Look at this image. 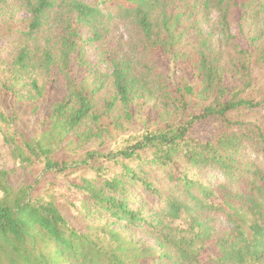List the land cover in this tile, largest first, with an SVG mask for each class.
Listing matches in <instances>:
<instances>
[{"label": "trees", "instance_id": "obj_1", "mask_svg": "<svg viewBox=\"0 0 264 264\" xmlns=\"http://www.w3.org/2000/svg\"><path fill=\"white\" fill-rule=\"evenodd\" d=\"M213 17L217 38L204 28ZM117 22L137 30L134 54ZM7 37L17 40L0 60V128L13 160L41 165L43 178L102 176L70 185L87 198L79 227L53 195L37 196L42 182L16 189L0 169V264H264V121L237 118L264 110V0H0ZM90 44L108 73L88 69ZM160 60L196 84L170 83ZM190 100L200 113L172 122ZM21 109L43 114L37 138L20 133ZM150 115L164 125L147 128ZM209 120L216 136H191ZM139 122L117 150L55 159L66 141L104 145Z\"/></svg>", "mask_w": 264, "mask_h": 264}, {"label": "rangeland", "instance_id": "obj_2", "mask_svg": "<svg viewBox=\"0 0 264 264\" xmlns=\"http://www.w3.org/2000/svg\"><path fill=\"white\" fill-rule=\"evenodd\" d=\"M19 18H26L25 12L20 11L17 15ZM214 17L209 24L204 26L205 31L209 32L213 35V37L218 36L216 31L213 28L214 25ZM116 28V36L123 39V45H125V52L129 54H134L132 49L136 50V42H137V30L131 25L129 22H117ZM252 29H256L255 27H251ZM17 37V36H15ZM15 37H7L0 41V60L8 63L11 61L14 46L16 43ZM132 48V49H130ZM140 52V51H139ZM138 52V54H140ZM140 56V55H139ZM85 58L88 64V69H92L93 72H104L108 73V66L104 64L101 60V56L97 52V47L94 44H90L86 47ZM159 68L163 71L165 76L167 77L170 83H174L176 86L180 88H184L187 84L190 86H194L196 81L193 80L190 73L184 70L183 67H179L174 69L169 62L160 60L158 62ZM84 72V71H83ZM255 82L256 84L264 87V72L256 71L255 72ZM62 96L61 88H57L54 91L53 98H58ZM50 105L49 103H47ZM20 118L18 123V129L20 133L24 136L26 140H32L37 138L42 132H44L41 122V115L37 118H33L28 114H25L24 110H20ZM200 113V110L197 109L194 100H190L189 110L185 112L184 118L179 119L175 115L172 117L171 121L180 122L181 120L184 122L188 121L192 116ZM237 118L241 119L244 122H263L264 121V110H259L256 112H245L241 114V116H237ZM159 116L150 115V120L147 123V128L152 129L153 127L158 126V124L164 125L161 120L160 123L158 121ZM1 127V126H0ZM146 128L142 125V122L137 123L133 127H128L124 133H119L115 139L106 140L104 145H101V142L96 141V143H89L87 145L79 146L78 143H69L66 141L63 143V147L55 156L56 160L59 161H72L74 159L81 160L84 156H86L89 152L92 153H106L117 150L119 147L123 146L124 141L129 138L131 134H134L135 131L143 132ZM221 130V126L218 122L214 120H209L207 122L199 123L191 132V136L200 139L207 140L211 139L217 135V133ZM71 144V145H70ZM79 147V148H78ZM249 149V148H248ZM250 150V149H249ZM103 163H105L103 161ZM137 162L131 164V166H137ZM110 167V175L113 172L119 171V167ZM0 169L4 170L8 173L9 184L16 189L21 188L22 186H35L37 183L42 182L41 186H37V196L49 198V196H54L57 205L61 208L62 212L65 214L67 219L70 222H73L75 225L79 227H83L86 223V217L84 216V202H87V198L80 194L79 191L75 187H71V183L80 184L82 179L87 180H95L97 181L100 178L101 174L96 173L94 170L84 167L83 169H72L66 176H49L43 178V167L41 165L27 166L22 167L19 163L13 160L10 148L7 144L6 139L0 128ZM197 173L201 172L199 170ZM204 177L218 176V178H223L220 175V171L217 169H208L205 170L202 174ZM102 176V175H101ZM43 178V180H41ZM224 180V178H223ZM38 181V182H37ZM150 200H153V197H149ZM143 236V234H141ZM140 237V235H139ZM152 242L151 240L147 239Z\"/></svg>", "mask_w": 264, "mask_h": 264}]
</instances>
